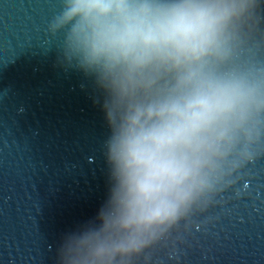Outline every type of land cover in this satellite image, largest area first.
<instances>
[{"label":"clouds","instance_id":"obj_1","mask_svg":"<svg viewBox=\"0 0 264 264\" xmlns=\"http://www.w3.org/2000/svg\"><path fill=\"white\" fill-rule=\"evenodd\" d=\"M264 0H61L46 32L100 92L108 195L55 264H150L264 159Z\"/></svg>","mask_w":264,"mask_h":264},{"label":"water","instance_id":"obj_2","mask_svg":"<svg viewBox=\"0 0 264 264\" xmlns=\"http://www.w3.org/2000/svg\"><path fill=\"white\" fill-rule=\"evenodd\" d=\"M60 4L0 0V264H55L108 195L101 94L46 32ZM253 39L264 49V24ZM150 264H264V159Z\"/></svg>","mask_w":264,"mask_h":264}]
</instances>
